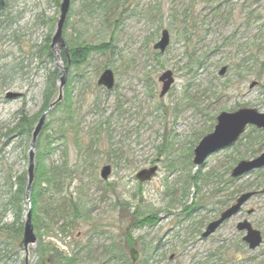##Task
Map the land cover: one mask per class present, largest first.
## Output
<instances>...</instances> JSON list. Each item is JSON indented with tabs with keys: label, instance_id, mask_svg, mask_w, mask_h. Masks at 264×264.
<instances>
[{
	"label": "rangeland",
	"instance_id": "374dc122",
	"mask_svg": "<svg viewBox=\"0 0 264 264\" xmlns=\"http://www.w3.org/2000/svg\"><path fill=\"white\" fill-rule=\"evenodd\" d=\"M5 1L10 15L0 20L4 27L0 28V75H4L0 77V163L9 162L14 172L27 176L30 137L27 148L14 149L13 136L6 134L18 112L33 117L39 112L47 73L56 69L62 76L59 66H66L62 50L59 54L50 48L51 58H39L48 36L51 43L59 6L55 0ZM69 9L63 42L109 47L106 53L91 54L76 69L70 65L66 73V82L80 74L84 79L72 81V93L82 105L79 131L83 134L100 117L91 110L92 101L105 116L112 111L113 131L111 138L104 132L94 142L85 141V154L82 149L79 153L72 139L56 145L53 152L37 156L35 150L39 171L66 163L71 175L60 177L53 189L35 182L34 168L32 185L42 192L40 199L66 213V219L52 217L48 209L51 218L43 208L34 212L37 239L28 246V264H39V248L47 244L77 255L78 264H121V250L128 258L132 248L148 264H197L213 253L208 264H242L250 258L264 264V192H260L264 168L230 178L238 161L263 151L264 131L247 126L238 142L211 154L199 167L192 163L193 148L211 132L218 113L243 107L264 112V76L258 79L255 68L250 70L253 62L264 61V0H71ZM162 29L168 31L170 41L160 53L152 46ZM108 67L117 87L105 93L96 80ZM223 67L226 71L219 75ZM166 70L172 72L174 83L159 97L158 77ZM7 91L21 97L7 99ZM117 99L123 105L121 115L112 109ZM51 112L46 115L47 128L38 135L41 141L55 125ZM104 164L112 168L107 179L99 176ZM151 166H157L156 174L138 181L135 174ZM220 178L232 180L225 186L226 182L217 183ZM216 187L223 191L214 196ZM253 190L257 193L239 213L208 238H200L208 222L241 193ZM222 198L225 205L216 204ZM191 202L197 209L186 216L184 204ZM73 207L78 217L72 216ZM148 213L155 216L146 225L137 214ZM244 218L260 230L263 241L256 250L238 244L234 253L243 235L235 225ZM24 255L19 249L20 260L12 264H21Z\"/></svg>",
	"mask_w": 264,
	"mask_h": 264
},
{
	"label": "trees",
	"instance_id": "16d2710c",
	"mask_svg": "<svg viewBox=\"0 0 264 264\" xmlns=\"http://www.w3.org/2000/svg\"><path fill=\"white\" fill-rule=\"evenodd\" d=\"M103 2L108 0H102ZM60 0H55V4L58 6ZM7 8H4L3 11L0 13V20L2 16H5L7 19L9 17V13L6 12ZM1 24V22H0ZM0 28H2L0 26ZM4 28V27H3ZM2 28V29H3ZM49 36L46 38L47 41H45V45L43 47V51L41 53L40 50V56L46 55L47 57L51 58L53 55L50 52V44H49ZM67 42V52L64 50L61 51V58L63 63L65 64L69 58V62L71 63V66L73 68H78L82 64L86 63L88 57L97 52L106 53L109 50V47L105 44H81L78 41H66ZM52 60V59H51ZM259 60V59H258ZM252 68L250 70L254 71V75L259 79L260 74L264 76V61H258L253 62ZM78 70V69H77ZM257 70V71H256ZM73 78V76H70V79L68 82H66V86L63 89V95L64 98L62 101L58 102L55 107L52 109L51 115L55 116V125L51 127V131L47 132L43 140L41 141V137L38 136L37 142L35 145V150L37 153V156L40 152L42 153H48L53 152L55 149L54 147L56 145H59L60 143L69 141V139H72L74 141V144L76 148L80 151L85 150L83 154H85L87 151V147H83V144L85 141H93L97 140L101 133L106 134L108 138H111V133L113 131V128L111 125V118H112V111L105 116V111L101 109V111H98V107L96 102L92 101L90 103L91 107L100 117L94 122L90 124V127L85 130V132L82 134L79 131V124L82 121L81 115V108L82 105L79 104L78 95L74 96L72 93V81H78L80 83H83V75ZM4 75H0V77H3ZM4 79V78H2ZM59 79V74L57 73V70L49 71L47 73L46 81H45V88L41 94L42 96V103L41 108L38 113H36L35 117L28 116V114H24L22 111L18 112V114L15 117V122L12 128L7 132L6 137L13 136V147L16 148H27L28 138L31 135L32 132V125L36 122V119H38L39 115L46 110L48 104L53 101L56 98V92H57V81ZM117 87V84H115L114 88ZM106 91L105 93H107ZM113 112H115L118 115H121V112L123 110L122 103L117 99L113 102ZM43 127L47 128V125L45 124ZM261 142H264V135L260 139ZM91 142V144L93 143ZM261 142H259L261 144ZM82 149V150H81ZM66 163H64L63 166L57 167V168H49L45 170L44 172L39 171V162L36 165L35 171H36V183L38 181L45 182L48 186H52L53 189L58 188L59 179L60 177H68L70 179L71 173L68 172V170L65 169ZM208 176V175H207ZM194 177V176H193ZM26 174L25 172L18 173L13 171V165L9 162H2L0 163V264H12L15 261L20 260L18 256L19 249V243L22 235L23 230V217H24V211H27L30 209V213L32 214V220H35V214L34 212L40 211V208L45 210V214H47L48 218H51L50 215H48V211H51L52 217H63V219H66V213L59 212L58 207H52V204L49 205V203L44 204L42 200L40 199L42 196V192H38L34 189V185H31L30 189V201L29 204H25L26 199V193H25V187H26ZM232 179L228 178L224 181H222V178L218 180L217 183L226 182L225 186L228 185V182H230ZM58 181V182H57ZM223 186V188L225 187ZM223 188L216 187L214 189V193L219 194L221 191H223ZM215 196V194H214ZM225 199H221V201H217L216 204H223L225 205ZM192 202L190 205H185V214L186 216H189L190 213L195 211L196 205ZM222 206V205H221ZM190 207H192L190 209ZM48 209V211H46ZM190 209V210H188ZM72 216L78 217V209L76 207L72 208ZM136 215V212L133 213ZM8 215H11V220L7 222ZM138 219L141 220V222L145 223L146 225L154 222V213H148V214H137ZM50 216V217H49ZM69 224V223H68ZM239 245L244 244L240 241H237L234 248L235 252H237ZM45 246H42L39 248V254H40V261L39 264H78V257L77 255H67L66 252H61L54 245L47 244ZM45 247V248H43ZM113 248V246H112ZM41 251V252H40ZM110 251V250H108ZM112 253V252H111ZM121 264H148L146 263V260H137L135 263H132L131 260L128 258H125V254L121 250ZM216 255V253L210 254L205 257L204 261L197 264H208L209 261H213V256ZM264 259V257H262ZM256 259L250 258L248 261L242 263V264H255ZM24 264V261L22 260V263ZM113 264H117L116 261H114Z\"/></svg>",
	"mask_w": 264,
	"mask_h": 264
},
{
	"label": "water",
	"instance_id": "95a60500",
	"mask_svg": "<svg viewBox=\"0 0 264 264\" xmlns=\"http://www.w3.org/2000/svg\"><path fill=\"white\" fill-rule=\"evenodd\" d=\"M71 0H61L59 4V14L56 19V27L54 29V33L51 37V44L50 48L52 51H54V48L57 53H59L61 50H64L67 52V44L63 42L62 34H63V28L64 24L66 22V17L69 12ZM6 5L5 0H0V12L4 9ZM170 37L169 33L166 29H162L160 33V39L153 44V48L158 50L160 53L164 52L166 50V46L169 44ZM68 53V52H67ZM60 54V53H59ZM66 66H59L62 70V76L59 78L58 82V92L57 97L55 100L50 102L46 108L45 111H43L40 116L38 117V120L36 124L33 126V130L31 132L30 136V142L28 146V165H27V184L25 187V193H26V201L29 203L30 201V189L31 185L33 183V180L35 178V145L37 142V137L42 131V127L46 120L47 113L52 110L57 102H60L63 100V88L65 87L66 83V76H67V70L70 66L69 59L66 62ZM226 71V67H223L219 70L218 74L223 75ZM158 80L161 82V88L159 97H163L164 94H166L170 87L173 85L174 79L172 72L170 70H166L162 72V74L158 77ZM98 86L104 87L107 91L111 90L114 87V72L108 67L106 69H103L101 73L98 76V79L96 81ZM255 82L251 83L250 86H253ZM7 99H14L17 97H21V93L19 92H11L7 91L4 95ZM216 124L214 125L211 132H208V134L201 137L197 145L193 148V158L192 163L195 164L197 167L200 165H203L204 161L213 153L218 152L221 149L230 147L234 143L237 142L240 135L245 131V127L248 125H253L257 129H262L264 131V112H259L257 109L249 107H243L239 108L235 111H222L217 114L216 118ZM264 167V149L263 151L255 156L252 157V159H241L238 161L237 164L231 168L230 176L233 178H239L244 174L251 173L254 170H258ZM157 166H151L145 169L139 170L135 177L140 182H146L147 180H150L155 174H156ZM112 168L109 164H104L101 167V170L99 171V176L101 179H107L109 175L111 174ZM134 177V178H135ZM261 193L264 192V187L260 191ZM257 191H244L241 193L238 197L235 198V200L230 204V206L226 207L222 210V212L219 213L217 218L213 219L209 223L206 224L204 227L205 229L202 231V234L200 235V238L205 239L212 235L225 221L229 220L233 217L234 214H237L244 206V204L251 198L253 195H255ZM252 211L247 210V214H250ZM25 219L23 221V230H22V237L20 239L19 247L24 250V264H28L29 262V247L31 244H34L36 242L37 236H35L34 233V226L32 225V214L30 213V209L27 210L25 213ZM236 229L239 232H242V242L246 244L249 250H256L258 246L262 243L263 237L261 236L260 230L257 228H254L251 223L244 218L242 221H238L236 223ZM128 253H130V259L131 262H136L138 259V252H136L133 248L129 249ZM173 255L170 256V258Z\"/></svg>",
	"mask_w": 264,
	"mask_h": 264
},
{
	"label": "flooded vegetation",
	"instance_id": "af4514ba",
	"mask_svg": "<svg viewBox=\"0 0 264 264\" xmlns=\"http://www.w3.org/2000/svg\"><path fill=\"white\" fill-rule=\"evenodd\" d=\"M206 226V225H205ZM205 229V228H204Z\"/></svg>",
	"mask_w": 264,
	"mask_h": 264
}]
</instances>
